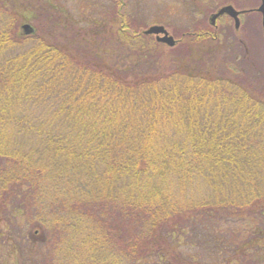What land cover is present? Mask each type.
<instances>
[{
	"label": "trees",
	"instance_id": "obj_1",
	"mask_svg": "<svg viewBox=\"0 0 264 264\" xmlns=\"http://www.w3.org/2000/svg\"><path fill=\"white\" fill-rule=\"evenodd\" d=\"M47 11L63 34L37 24ZM105 23L79 30L51 0H0V263H251L264 100L199 54L165 61L124 14Z\"/></svg>",
	"mask_w": 264,
	"mask_h": 264
},
{
	"label": "rangeland",
	"instance_id": "obj_2",
	"mask_svg": "<svg viewBox=\"0 0 264 264\" xmlns=\"http://www.w3.org/2000/svg\"><path fill=\"white\" fill-rule=\"evenodd\" d=\"M51 1L57 8H63V11L74 21L75 27L79 30L81 28L86 30L92 23L100 25L107 21L104 25H108L110 19L115 21L122 14L126 15V18L134 24V27L145 29L152 24H161L175 39L173 46L162 43L164 45L162 53L165 61H171L174 57H184L190 54L196 56L199 54V56H196L199 59L198 62L205 61L208 63L210 61L218 74L233 77L238 90L264 100V36L261 15L256 10L260 0ZM228 4L236 9L252 10L240 15V23L237 28L234 27L233 19L227 15L220 16L215 21L216 25H212L209 20L210 14L220 6ZM23 12H25L26 17L21 20L22 26L27 24L30 27H35L34 19L31 20L30 18L31 13L29 11ZM49 15L50 18L47 21ZM57 19L61 23L65 22V17L59 11L55 14L47 11L38 17L37 24L60 35L63 34L62 27L55 25ZM70 25L73 26V24ZM60 28L61 31H59ZM205 28L217 34V40H213L211 43L208 39L205 45L201 44L200 41L195 46L189 45L187 36H184L185 31ZM104 36H107V34ZM61 39L63 40L64 37ZM96 42H99L97 38ZM104 42H106L105 39ZM200 48L205 49L202 54L199 53ZM231 71L234 73H231ZM256 254L259 255L252 256V262L249 261L247 264H264V245ZM4 256L6 257V255ZM239 264H243V262Z\"/></svg>",
	"mask_w": 264,
	"mask_h": 264
},
{
	"label": "water",
	"instance_id": "obj_3",
	"mask_svg": "<svg viewBox=\"0 0 264 264\" xmlns=\"http://www.w3.org/2000/svg\"><path fill=\"white\" fill-rule=\"evenodd\" d=\"M256 10L261 14V24H262V31L264 36V0H260L259 6L256 8ZM241 11L235 9L232 5H224L220 7L216 12L212 13L210 16V22L211 24H214L215 19L222 15L226 14L230 16L234 21V26L237 28L239 26V18L238 15ZM24 30L27 32L30 30V26L27 24L23 25ZM143 33L145 34H153L155 35V39L158 42H162L167 44L168 46H173L175 44V39L172 35L168 33V31L165 29L163 25H150L147 27Z\"/></svg>",
	"mask_w": 264,
	"mask_h": 264
},
{
	"label": "flooded vegetation",
	"instance_id": "obj_4",
	"mask_svg": "<svg viewBox=\"0 0 264 264\" xmlns=\"http://www.w3.org/2000/svg\"><path fill=\"white\" fill-rule=\"evenodd\" d=\"M250 10H252V9H250ZM250 10H249V9H247V10H246V9H243V10H241V12H240V14H239L238 16L240 17L241 14H243V13H245V12H250ZM222 16H223V15H222ZM219 17H220V16H218L217 18H219ZM217 18H216V19H217ZM215 21H216V20H215ZM215 25H216V24H215ZM214 36L216 37L217 34L214 33Z\"/></svg>",
	"mask_w": 264,
	"mask_h": 264
}]
</instances>
